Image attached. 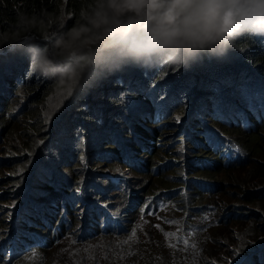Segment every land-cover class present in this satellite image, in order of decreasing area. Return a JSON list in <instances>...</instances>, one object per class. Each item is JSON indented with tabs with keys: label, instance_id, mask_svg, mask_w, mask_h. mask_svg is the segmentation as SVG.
<instances>
[{
	"label": "trees",
	"instance_id": "trees-1",
	"mask_svg": "<svg viewBox=\"0 0 264 264\" xmlns=\"http://www.w3.org/2000/svg\"><path fill=\"white\" fill-rule=\"evenodd\" d=\"M84 3L0 0V263L42 264L46 259L49 264L51 251L52 255L60 251L53 264H264V211L235 216L237 223L230 226L234 231L253 221L262 223L252 225L251 238L230 246L223 244L224 230L217 236L200 234L215 224L214 211L222 202L212 198L221 194L216 192L220 185L216 180L225 181L230 172L256 173L261 178L247 201L264 209V38L242 39L238 50L223 60L205 59L180 70L130 67L83 90L59 87L31 73L27 57L12 50L16 43L24 38L36 42L54 38L75 23ZM129 101L145 111L137 115L138 121ZM211 120L220 122L214 127L224 125L238 135L242 162L227 163L221 149L207 141ZM65 133L63 142L58 135ZM96 140L99 147L94 145ZM137 154L144 157L134 161ZM208 162L218 166L210 167ZM186 168L191 186L182 177ZM118 170L128 171L127 189L145 200L150 194L135 179L149 175L148 190L162 196L157 206L161 212L152 215L158 222L132 233L108 232L106 236L117 237L109 238L106 245L77 244L63 250L66 245L55 244L61 236L76 237L87 227L79 200L90 199L89 209L96 210L120 199L118 184H112L111 192L98 191L103 181L108 182L107 175ZM62 171L68 175L61 181ZM197 181L217 187L207 190ZM185 184L187 192L182 194ZM50 209L55 213L50 214ZM178 213H185L184 220L171 223L175 219L169 215ZM190 213L203 224L188 220ZM134 214V220L145 217L137 210ZM96 221L89 223L88 237L93 236V227L100 231ZM54 229L58 233L51 235ZM27 230L49 237L37 249H25L21 257L16 249Z\"/></svg>",
	"mask_w": 264,
	"mask_h": 264
},
{
	"label": "clouds",
	"instance_id": "clouds-1",
	"mask_svg": "<svg viewBox=\"0 0 264 264\" xmlns=\"http://www.w3.org/2000/svg\"><path fill=\"white\" fill-rule=\"evenodd\" d=\"M23 23L28 21L24 20ZM257 38H264V0H85L70 28L52 39L45 38L43 42H36L33 38L21 39L12 50L20 51L27 57L31 73L38 74L59 87L83 90L130 67L145 71L180 70L191 68L205 59L223 60L232 51L238 50L242 39ZM221 127L225 126H211L212 132L208 135L209 143L219 149L221 147L212 133L224 132ZM226 129L228 130L227 127ZM238 150L239 143L236 142L229 155L222 150L221 152L226 155L227 163H239L243 159ZM98 157L102 159L101 156ZM133 159L139 160L135 157ZM206 164L211 165L210 162ZM136 166L141 164L136 163ZM182 177L191 186L188 168L183 170ZM107 178L108 182L103 181V185L98 188L100 193L110 192L112 184L121 183V175L115 179V173L108 174ZM125 182L131 184L128 177ZM104 184L110 190H103ZM188 185L184 186L182 193L187 192ZM196 185L207 190L217 187L213 182L197 181ZM123 191L133 192L118 189L120 197ZM168 195L172 198L170 191ZM123 197L121 215L114 219L111 226L108 220L112 216L99 209L107 207L108 202L100 204L96 209L97 212L106 214L105 224H100V231H106L102 236H106L108 232L118 234L129 231V222L134 221V218L130 219L134 208L152 218L145 210H141V205H137L139 200L136 198L139 197ZM149 197L153 198L157 206L160 205L161 195ZM142 198L145 199L143 196ZM119 200L120 203L122 198ZM79 201L84 206L82 215H85L83 220L87 223V227L80 229L75 237L81 240L84 239V231L88 229L89 223L97 219L95 210L89 209L91 200ZM127 201L128 205L124 209ZM48 212L52 214L55 210L50 209ZM148 212L159 215L161 210L153 207ZM225 212L229 217L230 211ZM235 213L236 216L239 214L237 211ZM99 218L102 221L103 217ZM170 222L174 224L173 220ZM91 230L90 226L89 232ZM93 230V235L100 232L94 227ZM27 234L30 239H26ZM67 236H61L55 244L61 243ZM48 237V234L38 235L37 231L27 230L21 236L22 245L16 249V255L23 257L25 249L31 246L37 249L48 241Z\"/></svg>",
	"mask_w": 264,
	"mask_h": 264
},
{
	"label": "rangeland",
	"instance_id": "rangeland-1",
	"mask_svg": "<svg viewBox=\"0 0 264 264\" xmlns=\"http://www.w3.org/2000/svg\"><path fill=\"white\" fill-rule=\"evenodd\" d=\"M128 103L130 106L133 105L132 101H129ZM131 109L134 111L133 116H134V120H136V121H138L137 115L142 116V113L145 112L143 110H137L134 105L131 107ZM209 123H210V125H213V126L220 124V122L214 123L213 120H211V122L209 121ZM220 129H222L224 132H220V134L212 133V137H214L216 139V142L218 143V146L221 147V150L225 154L229 155V152L232 151L234 146H235L238 135L231 133L234 130L228 131L226 128H223V127H221ZM235 130L239 131V128L236 127ZM58 137H59V139H64L63 140V142H64L65 139L67 138V133L60 134V135H58ZM150 137L151 136L149 135V133H147V136L145 137V139L149 140ZM209 140H210V136H207V141L209 142ZM151 142L152 141H150L148 144L149 145L152 144ZM94 145H95V147L100 146V143L98 142V140L95 141ZM138 157L143 158L144 156L142 154H137L135 156V158L139 159ZM145 157H148V155ZM228 158H229V156H228ZM149 159L150 158L145 160V163H148ZM75 166L76 165H74L73 167H75ZM169 166H171V165H169ZM214 166H218V163L212 162L210 167H214ZM118 169L122 170L124 168L122 166H118ZM120 174H124V175H121V183L118 185V189L122 191V190H125L128 188V184H126L125 180H126V176H130V174L126 170H124L123 172L118 171L115 173V179H116V175H120ZM170 174H173V172ZM67 175H68V173H66L65 171H62V173L58 179H60L61 181L65 180ZM184 176H186V174H184ZM227 176L228 177L225 181H223L221 179L216 180V181L220 182V185H218V190L216 192H219L221 194L214 196L212 198L214 200H218V201H222V202L218 203V206H217L216 210L214 211L215 212L214 217L216 218L215 224L212 227H210L209 229L203 230L202 232H200L201 235L206 237L208 235L217 236L218 235L217 232L221 233L224 230V237L222 238V239H224L223 240L224 246H227V245L230 246L233 242L238 241V240H242L243 237H246V239L251 238L254 234V229L252 228V225L255 223V221H253L251 225L246 224V227L239 226L238 228H236V229H238L236 231L230 229V226L237 223V220L235 217L236 216L235 211H237L238 213H241V214H243V213L244 214L245 213H248V214L257 213V215H259V213L261 211H264V209H261V208L258 209L257 206L253 207L250 204V202L247 201V195H252V192L254 190L258 189L257 187H255V188H252V187L257 186V181H262L259 176H256V173L246 172V173L239 174V173L233 171V172H230V174H228ZM141 177H143V175H141V176L137 175V179H135V180H138L141 182L140 189L143 190L144 193L150 194V195H155V196L161 195V193L155 194L152 191V188L150 190H148V188L150 186V183L147 182L149 175H146L142 180H139ZM253 178H255V179H253ZM253 181L254 182L256 181V185L251 184ZM250 184H251V188H250ZM102 189L103 190H110L105 184L102 187ZM112 189H113V187H112ZM111 190H110V192H111ZM182 194H184V193H182ZM125 195H128L129 196L128 198H130V197L134 198L135 197V194L133 192L130 193L127 191H125V192L123 191V194L120 198H122ZM207 196H209V195H206L205 198ZM209 198L210 197H208L207 199H209ZM136 199L139 200L137 205L138 206L141 205V210H145L149 216H152L150 214V212H148V210L152 209L153 207L157 209V204L154 203L153 198L149 197L148 200H145L142 198V196H140L139 198H136ZM119 201L120 200H117V201H115V203L108 202V203H106L107 207L99 208V209H103V210L107 211L108 215L112 216L108 220V224L110 226L113 224L114 219L121 215L122 209L118 206ZM127 205H128V201H127L124 209L127 207ZM108 206H111V208H109ZM230 208H234V210L230 211L229 217H225V213H224L225 210H229ZM136 210L138 211V209H136ZM134 212H135V208H134ZM134 212L130 216V219H133V217L135 216ZM138 212L141 213V211H138ZM94 215H95L96 219H98L99 217H103L101 222H103V225L105 224L104 216L106 217V214L97 212L95 210ZM161 215H163V214H161ZM164 215H167V213L165 212ZM83 216H85V215H83ZM184 216H185V213H182V214L178 213L176 215H169V218H174L175 219L174 224H178L184 220L183 219ZM190 216L191 217H189L188 220H190V221L193 220L197 223H202V221L199 217H195L191 213H190ZM53 219H56V217H54ZM224 221H226V222H224ZM101 222H96V223L100 225ZM157 222L158 221L156 219L149 218L146 216L142 217L141 219H135L133 221V223L129 222V225H128L129 233H132V231L134 229L149 228L150 224L157 223ZM261 223L262 222H259V224H258V222H257L254 225L256 227H259V226H261ZM220 224H223L224 227L218 228V226ZM262 225H264V224H262ZM247 226L249 227V229H246ZM89 227H90V224L88 225V229L84 231L85 233L83 236L85 239L80 240L79 237L75 238L72 236H67L65 239H63L61 241V245L62 246L66 245V246L62 247V249L68 250V249L73 248L77 244H79V245L85 244L83 246H88V245L94 246V245H97V242H98V244L102 243L103 245H106L107 242L109 241V238L114 239L115 237H117V236H113V237L106 236L107 238H105V239H98L100 237V235H102L106 231H100V232L96 233L95 235H93L92 237H88L87 235L89 234ZM154 228L156 229V231L158 233L164 235V230L160 226H156ZM56 233H58V232L54 229V233H51V235L56 234ZM81 233H80V235H81ZM171 242L172 241L167 242V246L169 248H173L171 246ZM53 253H55V252L51 251L50 255H48V258L51 259V262L49 264H51V263L53 264L55 258L59 255L60 251L57 252V255H52ZM62 253H64V252H62ZM64 257H66V259H67V256H64ZM225 258H226V255H223V259H225ZM41 260H43V259H41ZM209 262L212 263V261H209ZM47 263H48V261H47ZM47 263H46V259H45L42 264H47ZM33 264H35V263H33Z\"/></svg>",
	"mask_w": 264,
	"mask_h": 264
},
{
	"label": "snow or ice",
	"instance_id": "snow-or-ice-1",
	"mask_svg": "<svg viewBox=\"0 0 264 264\" xmlns=\"http://www.w3.org/2000/svg\"><path fill=\"white\" fill-rule=\"evenodd\" d=\"M132 235H133V237H134V236H135V233L133 232V234H132Z\"/></svg>",
	"mask_w": 264,
	"mask_h": 264
}]
</instances>
